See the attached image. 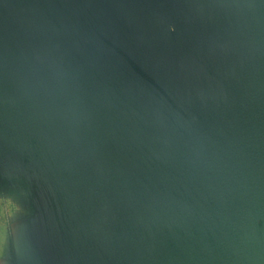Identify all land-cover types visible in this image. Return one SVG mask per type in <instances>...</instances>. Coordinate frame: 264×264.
<instances>
[{
  "label": "rangeland",
  "instance_id": "1",
  "mask_svg": "<svg viewBox=\"0 0 264 264\" xmlns=\"http://www.w3.org/2000/svg\"><path fill=\"white\" fill-rule=\"evenodd\" d=\"M49 1L46 8V0H23L29 10L39 12L45 20L54 18L58 29L67 31L70 39L82 34L90 50L101 48L110 30L125 27L124 34L133 32L140 41L146 35L151 38V47L164 50V57L175 53L174 45L204 53L211 46L219 48L221 44L222 48L225 43L229 49L236 45L247 49L253 57V62L247 59V64L264 65V0ZM102 24L104 31H93ZM89 30L95 33L91 35ZM256 54L260 55L254 58ZM70 71L71 75H57V79L64 77L59 82L70 95L57 100L55 106L71 109L68 115L57 118L72 123L77 119L76 108H94L99 111L96 114L102 126L98 133L90 131L87 143L80 146L78 140L64 139L60 131L50 142L37 143L31 131L15 129L20 121L28 122L26 116L16 117L13 125L9 122L5 146H0V155H7L0 162V171L8 173V196L3 195L0 204L9 207L7 221L13 249L19 248L14 243L17 235L24 242L31 238L40 241L37 247L41 252L50 250L58 256L67 247L64 243L79 236L81 257L92 258L95 238L118 235L120 225L137 217L136 226L126 228L120 235L153 239L146 249L149 264H264V149L259 152L255 185L249 186L257 190L248 188L251 182L246 180L218 187V195L206 197L218 210L215 213L200 203V189L193 190V195L182 197L181 207L188 217L179 211L167 213V205L182 201L166 195L183 193L172 187L183 180L173 179L171 183L165 180V173H182V158L173 146L184 149L181 125L185 128L192 117L180 111L183 101L168 95L162 109L136 112L117 92L94 83L82 84L74 75L76 70ZM222 101L221 97L205 94L192 102L197 109L203 106L218 113L214 110ZM258 103L264 105L262 101ZM48 174L53 178H36ZM167 184V193L157 196ZM248 197L251 200L247 209L244 201ZM149 198L155 202H147ZM157 198L166 201L158 204ZM18 205L21 208L16 209ZM210 216L208 230L214 243H206L203 249L195 238L200 233L204 235ZM49 236L52 245L47 243ZM30 246L24 245L28 248L23 255L27 259L31 256ZM74 246L69 247L74 250ZM117 246L105 249V263L111 258L107 252L116 253ZM128 254L125 251L122 257L128 258ZM87 264L92 263L88 260ZM110 264L119 262L114 259Z\"/></svg>",
  "mask_w": 264,
  "mask_h": 264
},
{
  "label": "water",
  "instance_id": "2",
  "mask_svg": "<svg viewBox=\"0 0 264 264\" xmlns=\"http://www.w3.org/2000/svg\"><path fill=\"white\" fill-rule=\"evenodd\" d=\"M22 2L20 0L22 6L19 9L0 12V22L5 18L17 17L44 36L48 43L47 52L53 54L48 59L53 67L52 75H71L70 70L75 69L74 75L82 84L94 83L117 92L123 100L132 104L136 112L161 105L168 95L183 101V104L179 102L180 111L192 117L185 128L184 124L181 125L183 134L180 137L184 140V149L173 146L177 156L182 158L179 163L182 173L178 176L165 173V180L171 183L173 179L183 180L180 185L173 184L172 187L174 190L181 189L184 194L169 192L166 195L178 197L176 201L182 200L167 205V213L179 211L186 215L187 211L181 207L182 197L193 195V190L197 192L198 189L200 203L210 213H215L218 210L211 206L210 197L206 199L208 195L216 196L220 191L218 187H227L230 182L239 184V181L256 173L259 152L264 149V105L258 103L264 102V65L247 64V59L253 62L247 49L239 45L229 49L222 42V48L221 44L219 48L209 45L213 47L209 52L216 54L213 55L204 50L203 53L174 45L172 50L175 53L164 57L166 52L151 47V38L147 35L140 41L133 32L124 34L123 27L109 31L100 52H88L83 35L70 39L67 31L58 29L54 18L45 20L39 12L29 10ZM103 28L105 25L102 24L93 31L101 32ZM262 53L264 60V51ZM91 66L98 67L104 73L112 71L114 79L94 74ZM205 94L224 100L218 102L214 110L218 113L210 112L203 106L197 109L193 104V100ZM236 98L242 101L234 102ZM233 103L235 107H232ZM168 186L157 196L167 193ZM161 201L166 200L160 198L158 204ZM147 202L155 200L149 198ZM135 215L139 217L140 214L136 212ZM211 219L210 216L205 224L204 235L200 233L199 238H195V243H202L203 249L206 243H214L208 230ZM137 222L136 217L120 227L118 232Z\"/></svg>",
  "mask_w": 264,
  "mask_h": 264
},
{
  "label": "crops",
  "instance_id": "3",
  "mask_svg": "<svg viewBox=\"0 0 264 264\" xmlns=\"http://www.w3.org/2000/svg\"><path fill=\"white\" fill-rule=\"evenodd\" d=\"M13 3L16 4L13 5ZM22 3L26 7H29L24 2ZM45 4V6L49 8L50 1L46 0ZM21 6L20 0H16L15 2L12 0H0V12L7 9H19ZM103 29L105 30V28ZM94 33L95 32L91 35ZM47 44L46 39L38 30L25 23L20 18L9 17L0 22V146H5L4 141H6L5 137L9 129V122L13 125V122L18 116H26L29 120L28 122H24L23 120L20 121V123L15 125V129L25 133L31 131L33 140L35 139L37 143H40V141L42 143L45 141L50 142L52 138H55L54 134L60 131L63 133L62 136L64 139L73 138L75 141L78 140L81 146L83 143H87L90 131L94 129L96 131L95 133H98V131H100L99 129H101L102 125L96 114V112H99L98 109L95 112L94 108L91 110L76 108L74 115L77 119L72 123L57 118L69 114L71 109L68 107H56L55 103L57 100L65 99L64 95L69 96L70 92H65L63 86L59 82V80H64L62 79L64 78L63 76L57 79V75H52L53 67L50 65L48 59L51 56L53 57V54L47 52ZM84 46L88 52L93 53L94 51L100 52L102 49L101 47L96 50H90L86 42ZM42 57L45 59H42ZM90 70L94 74L114 79V73L112 71L104 73L96 66H91ZM40 78L41 80H39ZM85 96H87V94H85ZM162 104L157 107L147 108V110L162 109ZM17 122H19V120ZM65 128H70V130L65 131ZM149 129L151 132V126ZM0 152H2V150H0ZM4 156L7 155L4 154L3 157ZM1 157L2 155H0V162L3 160V157ZM258 170L259 169H257V172ZM258 174L259 173L244 179L251 182L247 186L248 188H250L249 186L255 185L254 180L257 178ZM45 177L49 179L53 178L50 174L38 175L36 178L43 179ZM6 181H8V173L5 175V173L0 171V199L3 195L8 196L6 192ZM262 198L261 200L264 202L263 194ZM250 200L251 199L248 197L245 199L244 203L248 206L247 203L250 202ZM18 208H21L20 205L16 207V209ZM37 208L39 209L40 206ZM246 208L248 209L249 206ZM8 210L9 207L7 205L0 204V264H87L88 260L91 261L92 264H110L114 259L117 260L119 264L151 263L150 260L146 259V249L147 244L153 239H150V237H141L138 239L132 237L134 235H120L123 234V231L128 227L121 230L120 233L118 232V235L101 236L99 239L95 238V241H93L95 250L91 253L92 258L86 255L81 257L83 253L78 246L81 240L79 236H75L72 241L64 243L67 247L63 248V253L58 256H56L55 252H51L50 250H48L47 253L41 252L37 247V245H40V241H34L31 238L29 241L24 242L17 235L14 243H16L19 248L13 249V242L11 241V235L8 230ZM23 210L26 209L23 207ZM124 214L125 213H122V215ZM18 224L19 223H16V225ZM124 225L125 223L120 225L119 228L124 227ZM134 226H136V224H132L129 227ZM50 240L51 237L49 236L48 245L53 244ZM27 244L31 245L29 247V250H31L29 259L23 256L24 249H28L24 247V245ZM71 244L76 245L74 246V250L69 247ZM113 244L118 245L115 247L114 252L116 253L107 252V255H110L111 258L110 261L105 263V249L109 248L108 246H113ZM32 245H35V247ZM125 251L129 252L128 258L122 257Z\"/></svg>",
  "mask_w": 264,
  "mask_h": 264
}]
</instances>
